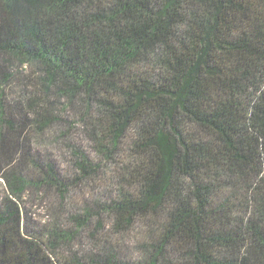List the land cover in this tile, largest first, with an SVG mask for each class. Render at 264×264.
Masks as SVG:
<instances>
[{
    "label": "trees",
    "instance_id": "trees-1",
    "mask_svg": "<svg viewBox=\"0 0 264 264\" xmlns=\"http://www.w3.org/2000/svg\"><path fill=\"white\" fill-rule=\"evenodd\" d=\"M0 186V264H264V0H0Z\"/></svg>",
    "mask_w": 264,
    "mask_h": 264
},
{
    "label": "rangeland",
    "instance_id": "rangeland-1",
    "mask_svg": "<svg viewBox=\"0 0 264 264\" xmlns=\"http://www.w3.org/2000/svg\"><path fill=\"white\" fill-rule=\"evenodd\" d=\"M58 159H61V161L64 163V157L63 158H58ZM2 187V186H0ZM49 212H47V210L44 208L43 210L39 209L38 210V218L40 220L42 219H49Z\"/></svg>",
    "mask_w": 264,
    "mask_h": 264
}]
</instances>
